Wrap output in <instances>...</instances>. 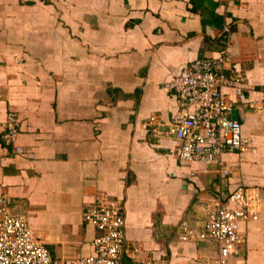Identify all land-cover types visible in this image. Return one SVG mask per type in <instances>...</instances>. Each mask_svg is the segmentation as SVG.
I'll list each match as a JSON object with an SVG mask.
<instances>
[{"label": "crops", "instance_id": "crops-1", "mask_svg": "<svg viewBox=\"0 0 264 264\" xmlns=\"http://www.w3.org/2000/svg\"><path fill=\"white\" fill-rule=\"evenodd\" d=\"M220 50L246 87L264 84V0H0V131L12 111L24 150L0 142V193L54 259L92 254L82 216L97 196L122 203L126 247L164 264L213 258L178 225L201 227L209 202L244 187L257 219L240 223L232 263L264 264V113L225 91L253 148L220 157L227 176L180 165L167 134L178 105L164 82Z\"/></svg>", "mask_w": 264, "mask_h": 264}, {"label": "built area", "instance_id": "built-area-1", "mask_svg": "<svg viewBox=\"0 0 264 264\" xmlns=\"http://www.w3.org/2000/svg\"><path fill=\"white\" fill-rule=\"evenodd\" d=\"M224 31L227 28L224 27ZM177 102L178 110L167 126V134L177 145L174 156L180 165L194 162L216 166L220 175L229 171L220 163L226 153L251 151L248 140L242 136L239 119H232L233 100L248 109L264 113V84L258 89L248 88L227 58L225 50L215 56L196 58L177 74L164 82ZM258 97L250 99L249 93ZM1 98V94H0ZM150 116L144 126H153ZM19 121L12 111H7L1 123L0 142L11 146L15 153L24 150L17 144ZM9 196L0 193V264H164L161 259L150 257L138 247H126L124 235V209L119 201L97 196L83 212V220L96 232L92 239V254L84 257L54 259L43 241L34 235L26 218L12 212ZM257 197L248 188L238 187L221 203L219 198L204 208V223L192 228L181 222L177 228L180 242L202 243L215 247V256L190 259L187 264H233L244 243L240 223L255 221Z\"/></svg>", "mask_w": 264, "mask_h": 264}, {"label": "water", "instance_id": "water-1", "mask_svg": "<svg viewBox=\"0 0 264 264\" xmlns=\"http://www.w3.org/2000/svg\"><path fill=\"white\" fill-rule=\"evenodd\" d=\"M231 118H232V119H238V116H237L235 110H232V112H231Z\"/></svg>", "mask_w": 264, "mask_h": 264}, {"label": "rangeland", "instance_id": "rangeland-1", "mask_svg": "<svg viewBox=\"0 0 264 264\" xmlns=\"http://www.w3.org/2000/svg\"><path fill=\"white\" fill-rule=\"evenodd\" d=\"M39 235H40L41 238L44 237L42 234H39ZM50 238H54V237H50ZM50 249L52 250L53 255L58 256V255L53 251V247H52V246H50ZM76 257H77V256H76Z\"/></svg>", "mask_w": 264, "mask_h": 264}]
</instances>
